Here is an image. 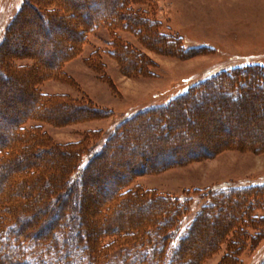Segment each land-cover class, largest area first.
Segmentation results:
<instances>
[{"label": "rangeland", "instance_id": "obj_1", "mask_svg": "<svg viewBox=\"0 0 264 264\" xmlns=\"http://www.w3.org/2000/svg\"><path fill=\"white\" fill-rule=\"evenodd\" d=\"M23 1L0 0V36ZM33 1L30 0V4L25 5L12 26V29L19 34L13 38L8 37L7 43L16 45V50L9 52V55L19 53L28 55L15 60L16 64L25 65L27 68L34 64L36 66L33 69L20 71L10 69L8 66L0 68V74L10 76L9 80L0 82V139L5 138L6 140L12 135L14 128L11 120L20 117L23 111L29 110L32 106L33 98L28 96V92L29 94L33 92V81L36 78L40 79V73L45 71L41 62L48 65L70 49L72 41L65 35V32L70 31L67 24L75 26L80 24L78 17L70 15L72 14L71 9L61 13L62 17L57 19V14H45L43 8L33 7ZM45 1L52 2L53 0H41L40 2L45 5ZM65 1L67 4L68 0ZM83 1L72 0L75 7L81 6ZM85 1L86 4L95 6L98 12H106L103 0ZM139 1L125 0L135 15L155 20L154 29L175 38L182 48L176 50L175 47L170 49L146 47L141 42V34H136L131 27H128V30L121 26L116 29L121 43L142 53L145 58H143L144 62L149 64L146 71L150 74L123 73L118 58L110 54L112 50L111 31L104 26L98 27L87 34V40L80 52L64 62L62 73L67 78L59 80L49 77L43 81L40 79L36 84V89L49 95H67L76 100L88 99L104 113L91 118H84L80 115L81 118L75 122H68L69 118L63 114L53 117L56 122L61 119L66 120L65 123L59 125L28 119L26 127L39 125L54 143L80 142L81 147L90 152L101 146L103 140L116 128L117 124L132 113L164 104L171 97L186 89L188 85L221 69L244 64H264V0ZM120 2L124 0H116V4ZM76 3L80 4L76 5ZM120 10H123V7ZM123 13H125L124 10ZM41 17L49 20L50 24H43ZM162 40L166 42L165 39L162 38ZM96 48L100 50L99 65L101 63V66L98 68L91 67L85 62ZM34 49H38L39 52H32ZM134 57V54H129L128 62ZM245 76L243 77H248L247 74ZM224 82L222 80L212 82L210 87L205 88L204 95H200L197 91L194 98L181 102L176 117L173 115L174 108L172 107L170 114L145 116L143 119L139 118L140 120L125 125L104 155L90 165L86 175H93L91 170L103 160L106 164L108 161H114V163L110 167L105 164V169L102 168L103 173L97 175L99 179L96 181H90L87 177L84 190L80 189L81 184H71V192L67 190L69 201L61 209L62 213H65V216L66 213L72 214L78 197L86 196L87 200L83 202L85 207L82 218L85 225L91 229L90 235H92L103 226L98 216V208L100 209L101 202L113 195L107 193L108 186L120 179L125 180L123 177L132 167L128 162L142 161L146 159L145 154H150L151 157L154 152L157 154V152L169 150H176L180 156H183L185 150L194 145H204L206 148L215 150V153L180 165H172L155 173L138 174L131 182L124 185L123 190L142 189L153 191L156 195L182 199L184 193L192 192L194 189L208 190L211 188L214 190L231 185L245 186L264 183V146L252 142L250 145L251 143L246 141L248 138L252 141V137H257L258 140L264 137V93H262L264 81L251 82L247 86L246 92L248 93L243 92L242 99L236 101L233 99L238 95L240 84L232 85L229 81ZM229 83L230 88L227 86ZM217 84H222L224 89L217 88ZM34 93H36L35 90ZM32 95L34 96L33 93ZM249 95L254 96L249 98ZM258 96H261L262 100L258 101L259 98H256ZM250 100L251 102L248 103ZM121 133H126L123 136L127 138L125 143L122 142ZM235 140L238 142L234 143ZM154 146L160 147L155 148ZM38 148L31 149V155ZM87 156V154L82 156L81 163L86 162ZM38 157L48 159L45 153H39L28 159L35 160ZM19 160L20 163L23 162L22 159ZM156 161L162 163L166 159L159 156ZM45 169L50 177L62 179L53 171L52 166H46ZM13 171L0 167V175L3 174L0 181L1 189L8 179L11 182L16 181V174ZM50 177H47L48 180L45 181L51 182ZM106 178L108 182L103 181ZM66 188L65 185L52 192V196L56 195L54 197L56 200L51 206L50 216L53 214V208L57 209L60 205L58 198L66 192ZM32 190V201L36 204L22 208L16 216L17 225L23 223L25 219L38 217V213L40 214L43 210V201L37 200L33 187ZM24 191H26V186ZM21 200L25 203L27 198L21 197ZM205 200L206 194L197 193L192 196L188 205V213L183 217L184 223L188 222L201 208ZM138 202L133 201L135 205ZM113 203H116V200ZM151 206L138 204V207H134L128 203V205L117 208L112 214L116 221L115 225L123 227L130 224L140 225L139 223L143 222L144 218L152 216ZM154 207L156 208V204ZM259 210L261 208L256 211L261 213ZM234 212L235 209L226 206L206 212L204 215L209 221L206 223L198 221L188 241L181 245L180 254L184 256L182 255L183 259L179 264H219L222 262L228 248V240L231 238L228 233L227 236L223 234L216 239L215 229L223 221L230 220ZM48 218L49 216H45V219ZM33 221H28V224L33 226ZM40 226L41 222L38 220L32 229L46 234L47 230L40 229ZM250 232L252 236L254 231L250 230ZM250 234L248 233L249 237ZM121 251H124L122 247L116 249L112 253L111 261L117 260ZM236 253H238L239 264H262L264 233L260 238L258 237L254 245L248 242ZM195 260L198 263H194Z\"/></svg>", "mask_w": 264, "mask_h": 264}, {"label": "trees", "instance_id": "obj_2", "mask_svg": "<svg viewBox=\"0 0 264 264\" xmlns=\"http://www.w3.org/2000/svg\"><path fill=\"white\" fill-rule=\"evenodd\" d=\"M40 1L34 0L33 7L43 8L45 14H57V19L62 17L61 13L71 9L70 12L72 14L70 15L78 17L80 24L76 26L67 24L70 27V31L65 32V35L72 41L70 49L58 57L56 61L50 62L51 64L47 65V63L41 62V66L45 68V71L40 73L39 78L41 80L36 78L33 81L32 93L34 96L28 92V96L33 98L32 106L29 110L23 111L20 117L11 120L14 128L12 135L6 140L5 138L0 139V167L14 170L13 172L16 174V181L11 182L8 179L4 183L3 188L1 189L0 187V264H179L184 256V254H180L181 245L188 241L196 223L198 221H204L205 223L209 221V219L205 218L204 214L221 206L231 207L235 209V212L231 215L230 220L223 221L215 229L216 239L220 238L223 234L227 236L228 233L231 238L228 240V248L223 256V260L219 264H239L238 253L236 252L241 250L248 242L254 245L258 237L260 238L264 233V183L248 184L245 186L231 185L214 190L211 188L208 190L194 189L192 192L184 193L185 195L182 199L179 197L156 195L153 191L142 189H135L133 191L130 189L123 190L124 185L131 182L138 174L155 173L169 166L180 165L190 160L211 156L215 153V150L206 148L204 145H202L203 147L201 145H194L189 149L187 148L184 155L182 154L183 156H180L176 150H169L161 153L157 152V154L154 152L151 157L150 154H145L146 159L142 161L131 160L128 162L132 167L129 173L123 177L125 180L123 179L124 181H122L120 179L115 184H109L108 186L107 193H112L113 195L101 202L102 205L100 209L98 208V216L103 226L92 235H90L91 229L85 225L82 218L83 208L85 207L83 202H86V196L82 198L78 197L74 203L75 209L72 214L66 213L65 216V213L63 214L61 209L69 201L71 184H81L80 189L84 190V183L87 177H89L90 181L99 179L97 175L103 173L106 164L105 160L101 161L97 167L95 166L91 170V174L93 175L89 174V176L86 173H88L90 165L104 155L125 125L143 119L145 116L162 113L170 114L172 107L174 108L173 115L176 117V114L179 113L181 102L194 98L197 91H199L200 95H204L205 88L210 87L211 83L217 80L229 81L232 85L240 84L238 95L233 99L234 101L240 100L243 97V92L247 91V86L251 82L264 81V64H244L221 69L202 80L188 85L186 89L171 97L164 104L147 107L132 113L120 121L116 128L103 140V144L93 151L88 152V150H84L80 142L54 143L41 130L39 125L26 127V121L32 119L59 125L65 123L66 120L61 119V121L57 120L56 122L54 118L62 114L66 118H69L68 122H75L81 116L91 118L104 113L103 110L93 105L88 99L81 98L76 100L67 95H49L36 89L38 80L43 81V79L49 77L59 80L67 78L62 73V66L66 60L80 52L82 45L87 40L88 33L100 26H104L111 31L110 46L112 50L110 54L118 58L123 73L150 74L146 71L149 64L146 61L144 62L145 58L142 53L125 43H121L122 41L116 33V29L121 26L128 30V27H131L136 34H141V42L146 47H164L167 49L175 47L176 50L178 48L180 50L182 45L175 38L155 30V20L135 15L125 0L118 4H116V0H103V6L106 9L105 13L98 12L95 6L86 4L85 0L81 6L79 5L80 3H76L79 7H75L72 0H68L67 4L65 0L45 1V5H42L44 1L42 3ZM129 1L140 2L139 0ZM28 3L30 4V0L22 2L0 36V68L8 66L10 69L20 71L23 69L29 70V68L33 69L36 66L34 64L27 68L25 65L15 63V60L27 57V54H8L16 50V45L7 43L8 37L13 38L19 34V32L17 33L12 29V26ZM121 7H123L125 13H123V10H120ZM41 19L43 24H50L49 20L42 17ZM162 38L166 42H163ZM198 49H195V51H198ZM129 54L135 55L130 62L127 59ZM85 62L91 67L98 68V66H101V63L99 65L100 50L98 48L94 49ZM246 74L248 77L244 78L243 76ZM9 77V75L1 73L0 82L9 80ZM230 83L227 84L228 88H230ZM217 88L224 89L222 84H217ZM34 90L36 93H34ZM253 96L249 95V98ZM260 97H256L259 98L258 101L262 100ZM250 102L251 100L248 103ZM1 113L3 114V112ZM173 115L170 116L173 117ZM4 116L6 115L4 114ZM140 122L137 123L140 124ZM121 135L123 137L126 133H121ZM252 138V141L249 138L246 141L260 143L261 146H264V137L260 138V141L257 137ZM122 139L123 143L127 141L126 137ZM236 142L238 141L235 140L234 143ZM35 147H39V150H34L31 155L30 150ZM154 147L159 148L160 146ZM39 153H45L48 159H40L39 157L35 160L28 159L37 156ZM84 154L88 155L87 160L81 163V158ZM159 156L164 157L166 161L157 163L156 160ZM19 159H22L23 162L20 163ZM113 163L114 161H108L106 165L110 167ZM49 165L53 167V171L62 179L49 176V173L45 169ZM47 177H50L51 182L45 181L48 180ZM2 178L3 174L0 175V181ZM103 181L108 182V178ZM65 185L67 186L66 192L58 198L60 205H57V209H55L56 207L53 208V214L50 216L51 206L52 204L54 205L56 200L54 198L56 195L52 196V192L54 189L58 190ZM25 186L27 192L24 191ZM32 187L35 190L34 192H36L37 200L41 199L43 201V210L40 211V214L38 213L39 218L25 219L23 223L17 225L15 222L17 220L16 216L22 211V208L24 206L31 207V205L36 204V202L32 201L31 197ZM67 190H70L69 193ZM197 193H201V195L206 194V200L190 220L184 223L183 217L188 213V205L192 196ZM21 197L27 198L25 203L22 202ZM114 200H116V203H113ZM133 201H139L138 204L142 205H152V216L144 218L143 222H140V225L136 226L131 224L126 227L115 225L116 221L112 216L114 211L125 204L128 205V203L134 207H138V204L136 206ZM155 204L156 208L154 207ZM259 208H261L259 210L261 213L256 211ZM44 215L49 216V218L45 219ZM42 216L44 217L42 218ZM32 220H34L32 222L33 226L39 220L41 222L40 229H46V234H43L42 231H34L32 229L33 226L28 224V221ZM250 230L254 231L252 236ZM120 247L124 251H121L120 254L118 253L117 260L111 261L112 253ZM194 263H198L197 260ZM262 264H264V261Z\"/></svg>", "mask_w": 264, "mask_h": 264}, {"label": "bare ground", "instance_id": "obj_3", "mask_svg": "<svg viewBox=\"0 0 264 264\" xmlns=\"http://www.w3.org/2000/svg\"><path fill=\"white\" fill-rule=\"evenodd\" d=\"M32 52L36 53V52H39V51H38V49H37V50H36V49H34V51H32Z\"/></svg>", "mask_w": 264, "mask_h": 264}]
</instances>
